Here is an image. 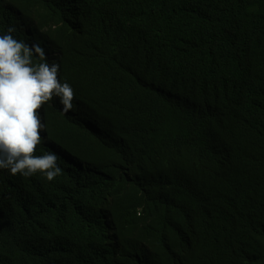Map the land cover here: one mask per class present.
<instances>
[{
    "label": "trees",
    "instance_id": "1",
    "mask_svg": "<svg viewBox=\"0 0 264 264\" xmlns=\"http://www.w3.org/2000/svg\"><path fill=\"white\" fill-rule=\"evenodd\" d=\"M11 26L75 98L38 110L60 175L0 169V264H264V0H0Z\"/></svg>",
    "mask_w": 264,
    "mask_h": 264
},
{
    "label": "clouds",
    "instance_id": "2",
    "mask_svg": "<svg viewBox=\"0 0 264 264\" xmlns=\"http://www.w3.org/2000/svg\"><path fill=\"white\" fill-rule=\"evenodd\" d=\"M15 31L11 26L7 34L0 35V169L24 177L39 173L52 181L62 173L58 157L51 152L34 155L45 129L38 110L58 97L63 111H71L74 91L58 79L59 65L33 62L34 55L45 59L44 50L38 44L29 46L17 40ZM56 150L70 161L81 162L65 147L57 146ZM147 191L139 194L150 200ZM183 259L179 257L176 264Z\"/></svg>",
    "mask_w": 264,
    "mask_h": 264
}]
</instances>
